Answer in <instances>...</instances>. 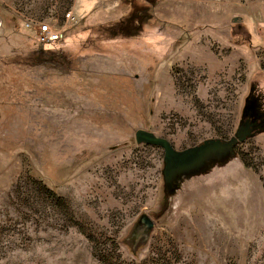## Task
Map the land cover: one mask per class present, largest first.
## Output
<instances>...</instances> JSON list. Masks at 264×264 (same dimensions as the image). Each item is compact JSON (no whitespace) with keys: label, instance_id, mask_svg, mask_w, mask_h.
<instances>
[{"label":"rangeland","instance_id":"374dc122","mask_svg":"<svg viewBox=\"0 0 264 264\" xmlns=\"http://www.w3.org/2000/svg\"><path fill=\"white\" fill-rule=\"evenodd\" d=\"M0 264H264V0H0Z\"/></svg>","mask_w":264,"mask_h":264},{"label":"water","instance_id":"95a60500","mask_svg":"<svg viewBox=\"0 0 264 264\" xmlns=\"http://www.w3.org/2000/svg\"><path fill=\"white\" fill-rule=\"evenodd\" d=\"M139 136H143L141 139L143 138L147 143L164 149L166 179H168L173 173L182 172L196 166L203 158L204 153L209 149L234 146V142L224 143L220 141H213L191 150L176 152L166 140L157 139L150 135L145 136L142 135V133H140ZM138 142H140V139H138ZM154 227L155 224L149 216L144 214L139 218L131 234V238L129 239L134 249L148 241Z\"/></svg>","mask_w":264,"mask_h":264},{"label":"built area","instance_id":"2783aa9c","mask_svg":"<svg viewBox=\"0 0 264 264\" xmlns=\"http://www.w3.org/2000/svg\"><path fill=\"white\" fill-rule=\"evenodd\" d=\"M68 22L74 21L72 13L66 14ZM36 35L39 43L43 46L59 44L65 39V30L61 27H54L48 22L37 24Z\"/></svg>","mask_w":264,"mask_h":264},{"label":"trees","instance_id":"16d2710c","mask_svg":"<svg viewBox=\"0 0 264 264\" xmlns=\"http://www.w3.org/2000/svg\"><path fill=\"white\" fill-rule=\"evenodd\" d=\"M52 61H55V56H50L47 58L44 52H42V54L39 56V64L51 63Z\"/></svg>","mask_w":264,"mask_h":264},{"label":"bare ground","instance_id":"6f19581e","mask_svg":"<svg viewBox=\"0 0 264 264\" xmlns=\"http://www.w3.org/2000/svg\"><path fill=\"white\" fill-rule=\"evenodd\" d=\"M166 79V78H165ZM163 84V83H162Z\"/></svg>","mask_w":264,"mask_h":264}]
</instances>
